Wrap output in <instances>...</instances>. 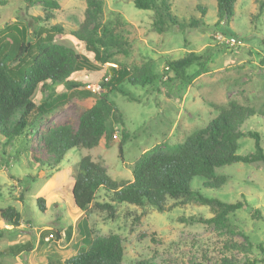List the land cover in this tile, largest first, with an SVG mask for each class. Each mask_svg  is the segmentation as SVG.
I'll use <instances>...</instances> for the list:
<instances>
[{
  "label": "rangeland",
  "instance_id": "obj_1",
  "mask_svg": "<svg viewBox=\"0 0 264 264\" xmlns=\"http://www.w3.org/2000/svg\"><path fill=\"white\" fill-rule=\"evenodd\" d=\"M263 2L237 0L234 18L225 25L217 23L215 0H175L172 11L185 27L182 30L170 28L159 34L154 30L153 11L136 9L133 0H105L103 22L113 25L121 22L118 33L129 44L127 54H118L111 63L99 65L98 72L74 75L71 80L81 85L79 90L99 85L110 69L118 65L134 68L148 62L154 63L156 72L165 82L166 62L180 60L190 52L209 57V72L191 84L174 80L147 89L126 86L137 101L109 93V99L122 115L121 121L111 119L107 124L106 134L111 138L105 137L93 150H71L59 172L34 163L25 139L7 142L0 135V209L13 206L22 214L21 226L13 228L12 235L5 233L10 228L0 222V251L15 244L32 246L31 251L19 257L1 256L0 264H46L48 259L66 261L79 251L83 232L87 237L120 234L125 240L126 263L153 259L154 263L161 264L166 252L184 258L193 254L214 256L226 239L244 242L242 232L251 243L264 247V167L258 169L235 163L220 168L217 174L229 178L220 189L205 188L206 180L200 177L190 182V188L206 198L226 203L246 201L247 206L231 217L232 224L238 228L235 235L222 228L196 223L198 218L212 216L205 206L187 205L159 213L148 206L122 204L116 219L112 220L101 213L81 212L72 195L75 164L83 156L89 155L100 162L113 179L131 181L133 166L146 151L156 147L171 149L183 143L218 115L217 107H227L231 101L256 111L240 130L259 133L264 149V8L260 10ZM86 9V0H0L1 43H5L12 32L17 34L12 29L14 25L24 28L29 40L35 42L42 27L58 24L65 33L52 35L53 43L93 58L85 45L70 35L85 20ZM202 9L206 10L205 14ZM46 12L53 13L54 18L48 23L39 22L37 18H44ZM192 19L202 22L196 28L186 26ZM232 38L240 40L242 45H230L228 40ZM197 69L193 67L189 73ZM51 92L66 97L65 101L61 99L66 104L50 117L53 124L77 126L80 114L95 103L93 98H83L67 90L66 83L56 82L41 85L35 93V102L40 104ZM123 135L131 138L121 158L119 143ZM239 144L238 155L254 153L255 141L249 136L241 138ZM38 198L45 200V212L39 209ZM256 210L262 214V219H254ZM255 257H260V253L256 252Z\"/></svg>",
  "mask_w": 264,
  "mask_h": 264
},
{
  "label": "trees",
  "instance_id": "obj_2",
  "mask_svg": "<svg viewBox=\"0 0 264 264\" xmlns=\"http://www.w3.org/2000/svg\"><path fill=\"white\" fill-rule=\"evenodd\" d=\"M85 20L70 35L83 43L93 58L77 53L74 49L53 43L52 35H63L64 28L55 24L42 27L32 42L24 28L14 25L13 32L0 40V135L7 142L20 140L26 142L34 163L59 172L67 154L74 149L93 150L107 135V124L113 119L121 121L122 115L117 106L108 97L109 93H118L130 101H137L126 86L147 89L159 83L180 80L191 84L196 78L209 72V57L206 54L190 52L177 61L166 62L167 80L155 70L153 62L140 67L128 68L118 65L111 68L105 80L100 83L101 92L79 90L81 85L71 78L81 72H98L99 65L111 63L118 54H127L129 44L118 30L117 25L103 22L105 0H86ZM175 0H133L138 10L153 11L154 30L164 34L170 28L182 30L185 25L173 13ZM218 5L217 23L229 24L234 18L237 0H215ZM264 8V2L260 10ZM203 14L206 13L202 9ZM54 14L46 12L39 22H49ZM203 19V18H202ZM202 20L192 19L186 26L196 28ZM193 67L198 69L190 74ZM48 82L66 83L67 90L83 98H93L95 103L82 112L77 126L72 124H53L50 117L66 103L65 95L51 92L40 104L34 100L38 88ZM86 89V88H85ZM218 115L210 123L193 132L183 143L171 149L156 147L146 151L134 164L132 180H116L109 176L107 169L92 159L83 156L75 165L72 189L73 201L78 210L90 215L104 214L107 219H116L118 208L150 207L159 213L173 209L198 205L208 207L212 216L198 218L195 222L225 229L235 235L238 228L232 224L231 217L247 206L246 201L226 203L219 199L204 197L190 188L195 177L206 181L205 188L220 189L228 181L226 175L217 174V170L235 163L252 165L258 169L264 167V149L261 135L257 132L243 133L240 126L256 115L253 108L231 101L227 107H217ZM249 136L255 141L254 153L238 155L241 138ZM129 135H123L119 143L120 157L124 146L130 141ZM39 209L45 212V200L38 198ZM254 219H262L259 211H254ZM0 221L12 228L21 226L22 214L10 206L0 209ZM9 231L5 233H9ZM2 234L0 233V238ZM244 242L226 239L218 247L214 256L193 254L189 257L166 252L161 264H258L264 263V247L254 245L242 232ZM82 245L75 256L64 262L49 259V264H156L152 259H138L125 262V240L118 233L94 236L81 233ZM70 233L67 238L70 239ZM28 243L0 252L1 256L19 255L31 251ZM259 252L260 257H255Z\"/></svg>",
  "mask_w": 264,
  "mask_h": 264
},
{
  "label": "built area",
  "instance_id": "obj_3",
  "mask_svg": "<svg viewBox=\"0 0 264 264\" xmlns=\"http://www.w3.org/2000/svg\"><path fill=\"white\" fill-rule=\"evenodd\" d=\"M228 43L232 46H241L242 45L241 41L237 40L235 38L228 40ZM86 88L89 89L90 91L94 92V93H100L101 92L100 84L99 85H88ZM114 137L117 138L116 135H114Z\"/></svg>",
  "mask_w": 264,
  "mask_h": 264
},
{
  "label": "crops",
  "instance_id": "obj_4",
  "mask_svg": "<svg viewBox=\"0 0 264 264\" xmlns=\"http://www.w3.org/2000/svg\"><path fill=\"white\" fill-rule=\"evenodd\" d=\"M1 222V221H0ZM3 223V222H2ZM4 224V223H3ZM4 227H8V228H10V229H8V231L10 230V232H9V234L10 235H12L13 233H15V229H13L11 226H7V225H5L4 224ZM20 246H22V245H12V246H8L6 249H4V250H7V249H9V248H12V247H20ZM3 251V250H2ZM2 251H0V252H2ZM20 255H22V253L21 254H19V255H16V256H14V255H12L13 257H19ZM9 256V255H8ZM48 262L46 263V264H49V259L47 260ZM64 262V261H63Z\"/></svg>",
  "mask_w": 264,
  "mask_h": 264
}]
</instances>
